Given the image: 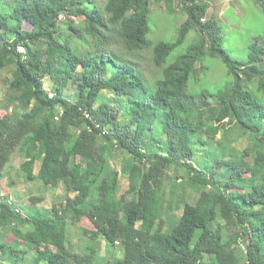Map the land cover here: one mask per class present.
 I'll return each mask as SVG.
<instances>
[{"label": "trees", "instance_id": "16d2710c", "mask_svg": "<svg viewBox=\"0 0 264 264\" xmlns=\"http://www.w3.org/2000/svg\"><path fill=\"white\" fill-rule=\"evenodd\" d=\"M150 1L106 0L91 12L84 4L95 0L0 3L9 10L0 13V72L11 74L7 104L19 106L0 118V176L18 147L26 181L63 191V201L43 217L16 212L15 202L0 196V258L8 263L26 264L45 252L39 264H264V47L254 41L248 57H231L220 26L204 20L205 8L194 0H181L186 18L175 40L152 43ZM254 1L264 8V0ZM194 28L203 39L167 63ZM116 42L128 52L152 49L153 64L162 67L155 88L137 65L111 52ZM214 58L225 67L226 83L215 91L196 88V64L205 71ZM232 125L261 147L251 154L223 139L217 144ZM116 149L129 185L120 195L111 165ZM192 173L199 178L190 180ZM72 193L84 201L74 205ZM83 217L93 226L82 230L92 243L73 252L67 219L77 224ZM138 221L146 225L136 228ZM21 225L23 244L5 242ZM99 238L112 256L101 257Z\"/></svg>", "mask_w": 264, "mask_h": 264}, {"label": "rangeland", "instance_id": "374dc122", "mask_svg": "<svg viewBox=\"0 0 264 264\" xmlns=\"http://www.w3.org/2000/svg\"><path fill=\"white\" fill-rule=\"evenodd\" d=\"M13 0H0V3L7 6L9 2ZM197 4H200L205 8V18L204 20H213L216 22L217 26H220L222 33V47L231 57L243 60L248 57L249 54V46L255 41L258 45H262L264 47V8L256 3L254 0H194ZM106 0H95L94 4L85 3L84 8H86L89 12L94 9V6L99 8H103ZM229 4V6L227 5ZM234 5V6H233ZM150 14L148 17V26L150 29V33L147 35V38L155 43L158 40H162L165 42H172L175 40L177 36V30L180 24L185 20L186 14L182 8L181 0H173L172 4H167L164 0H151L149 4ZM9 10H4V8L0 5V13H5ZM69 18V17H68ZM72 19V18H71ZM67 18L62 16L60 18V22L63 23ZM76 25H80L83 22L82 17L73 18ZM23 28L29 30L31 27L29 24L24 23ZM203 37V33L194 28L187 35L183 45L177 48L169 57L168 62H171L175 57L183 52L186 47L189 45L197 44L201 41ZM152 47V46H151ZM111 52L119 57V61L127 60L132 62L133 64L138 66V71L141 73L146 80H148L147 84L151 87L155 88V80L161 76L162 67H156L152 62V49L137 51V52H128L125 48L118 42H116L111 48ZM209 63V69L202 71L201 64H196L197 67V83L196 88L203 87L210 90H217L221 86H223L225 82V67L220 62L219 59H210L207 60ZM206 64V63H205ZM9 71L0 72V118L4 114H11L10 107H7V96H8V78H10ZM201 83V84H200ZM246 84V83H244ZM45 87L48 89V82H45ZM154 88H152L154 90ZM237 92V90L235 91ZM68 95L72 98L77 94V90L73 87H69L67 89ZM236 94V93H235ZM14 106L11 105V109L13 111ZM59 118L54 121L53 126L57 127L59 125ZM78 125L79 122L76 121ZM213 126V120H209L206 128H205V138L208 139L210 136V131ZM226 143L227 147H234L237 152L243 151L245 148L249 150L252 154L256 150H258L261 145L257 141L255 137L250 136L241 126L232 125L226 133L220 134L217 136L216 143L221 144V141ZM264 139V138H262ZM221 146V145H220ZM61 150L58 153V158H61ZM24 156L21 153L15 152L9 162V166H6L5 172L3 174V179L1 180V184L4 187H12L10 190L8 188L9 194L17 197L18 194L23 192L25 194L23 187L25 185V181H23V177L21 176V172H18L19 165L23 161ZM124 161V156L121 151L116 149L115 154L111 157V165L112 169L117 171V174L114 171V179H119V193L125 192L129 188V185L126 179L121 176V167ZM199 178L196 174H190V180H197ZM28 182V181H27ZM37 183L42 187H37ZM8 184V185H7ZM30 186V191H36L35 194L42 195L45 199L40 203L43 207H51L59 206V202L61 198H63V191L60 189H44L43 183L36 179L34 181L28 182ZM40 190H39V189ZM210 189V187H209ZM18 190V192L16 191ZM38 190V191H37ZM167 191V182L166 178H164V185L162 186L160 201L162 205V201L164 204V191ZM38 192V193H37ZM129 198L135 199L133 189L129 192ZM2 195V194H1ZM204 191L200 192L199 198L196 202V205L199 206L204 198ZM11 198V197H9ZM71 198L74 200L75 204H78L83 200L78 194H71ZM13 199V198H11ZM17 200V199H16ZM24 202L27 204H31L29 199H24ZM23 214L28 212L27 205H22L21 207ZM146 225L143 221H138L136 228H142ZM93 230V226L91 222L87 218H83L81 223L72 224L70 220L68 222L67 233H68V246L71 250L76 252L85 251V247L92 243L88 237L82 234V230ZM99 253L101 257L106 254L108 256H112V253H109L108 249L105 246V242L99 238ZM242 248V247H241ZM118 256V253L115 254ZM2 259V258H0ZM1 262V261H0ZM40 263V261H39ZM16 264H23L22 262H17ZM26 264H31V260H29Z\"/></svg>", "mask_w": 264, "mask_h": 264}, {"label": "crops", "instance_id": "0c3cea01", "mask_svg": "<svg viewBox=\"0 0 264 264\" xmlns=\"http://www.w3.org/2000/svg\"><path fill=\"white\" fill-rule=\"evenodd\" d=\"M228 6H229V4H227ZM234 6V5H233ZM9 75H11V74H9ZM10 78H11V76H10ZM14 107V109H13V111H12V109H11V105H8L7 104V107H10V113H13V112H15L16 110H19V106L18 105H13ZM0 108H1V106H0ZM1 110V109H0ZM19 152V153H21L20 151H19V149H18V147H15L12 151H11V153H10V155H8V158L6 159V163H5V167H4V169H3V172H2V175L0 176V182H1V180L3 179V174H4V172H5V168H6V166H9L10 164H9V162L11 161V158H12V156H13V154L15 153V152ZM22 154V153H21ZM22 156H24L23 154H22ZM26 161V159L24 158L23 159V161L20 163V165H19V170H18V172H21V176L23 177V181H25V185H24V187H23V190H24V192H25V194H23V192H21L20 194H18L17 195V197H15L14 198V196H12V195H10L9 194V191H8V188L11 190L12 189V187H10V186H8V187H4V186H2V184L0 183V196H1V198L2 199H4V200H6V199H8L9 197H11V198H13L14 199V202H15V207L16 208H18V210L20 211V213H22L23 214V212H22V209H21V207H22V205H27V207H28V212H26V213H24V214H31V215H33V216H35V217H43V215H44V213L46 212V211H49V210H51V211H55L56 209H55V207L52 205L51 207L49 206V207H43V206H41L40 205V203L42 202V201H44V197L41 195L40 196V194H35L36 193V191H30V186L28 185V182H31V181H34V180H36V179H33V180H29L28 182L26 181V179H25V176H24V173L22 172V169H21V165L24 163ZM39 161H36L35 163H34V166H33V174H36L37 173V171H38V168H39ZM39 180V179H38ZM8 185V184H7ZM37 187H41L40 186V184L39 183H37V186H36V188ZM51 187H45L44 186V189L43 190H46V189H50ZM39 189V188H38ZM51 189H53V188H51ZM40 190V189H39ZM41 190H42V187H41ZM17 192H18V190H16ZM38 191V190H37ZM38 193V192H37ZM2 194V195H1ZM72 194H75V193H72ZM70 197H71V194H70ZM82 197V196H81ZM23 198L24 199H29V201L31 202V204H27L26 202H24V201H22L23 200ZM36 198H38L40 201L39 202H34L33 200H35ZM17 199V200H16ZM61 201H63V198H61ZM84 201V199L82 200V201H80L78 204H80V203H82ZM71 202L74 204V205H77V204H75L74 203V200L71 198ZM61 206H64V202L62 203V205ZM56 207H58V206H56ZM84 218V217H83ZM82 218V219H83ZM81 219V220H82ZM81 220L79 221V222H77V225L79 224V223H81ZM70 221V219L68 218L67 219V226H66V236H68V233H67V227H68V222ZM72 224H74V223H72ZM26 230H27V227L25 226V225H21L20 227H18V228H13V229H10L6 234H5V236H4V241L5 242H7V243H14V242H19V243H22L23 244V242H24V240L22 239V238H20L19 237V234H23V233H25L26 232ZM1 232V231H0ZM82 234H84V233H82ZM84 236H86L85 234H84ZM67 240H68V237H67ZM69 247V246H68ZM55 251V249H54V247L53 246H47L46 247V252H54ZM73 251V250H72ZM73 252H76V251H73ZM45 252H41V253H39L36 257H35V259L31 262V264H39V261L41 260V257H42V255L44 254ZM0 264H16V263H8L7 262V260H5V259H0ZM88 264H93V262H89Z\"/></svg>", "mask_w": 264, "mask_h": 264}, {"label": "built area", "instance_id": "2783aa9c", "mask_svg": "<svg viewBox=\"0 0 264 264\" xmlns=\"http://www.w3.org/2000/svg\"><path fill=\"white\" fill-rule=\"evenodd\" d=\"M18 51H19L20 53H23V52H24V49L21 48V47H19V48H18ZM7 201L9 202V204H11V203L14 202V199L8 198ZM15 211L18 212L19 210H18V209H15Z\"/></svg>", "mask_w": 264, "mask_h": 264}]
</instances>
